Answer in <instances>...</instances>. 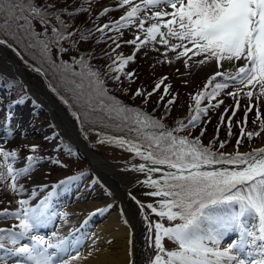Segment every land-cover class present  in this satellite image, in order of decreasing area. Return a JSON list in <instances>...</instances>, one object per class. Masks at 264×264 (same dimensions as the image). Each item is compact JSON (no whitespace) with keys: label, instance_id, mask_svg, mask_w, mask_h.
I'll list each match as a JSON object with an SVG mask.
<instances>
[{"label":"snow or ice","instance_id":"1","mask_svg":"<svg viewBox=\"0 0 264 264\" xmlns=\"http://www.w3.org/2000/svg\"><path fill=\"white\" fill-rule=\"evenodd\" d=\"M84 3H89V0H84ZM84 3L74 11H89ZM119 6H127L126 14L114 22L103 24L96 31L119 32L130 25L136 26L138 31L144 33L143 39L136 35L124 43L134 46L137 52L149 43H158L174 52L176 60L187 57L183 60L185 67L192 57H197L193 61L197 66L213 64L216 69L208 77L204 90L192 95L195 106L190 105L186 117L178 120L171 130L165 127L160 118L140 108L128 107L109 95L104 79L106 74H111V80L116 83H120L122 77L132 82L135 76L134 72L125 71V68L134 62L136 52L126 57L123 54L113 56L116 49L121 47L115 37H107L115 44L111 53L104 54L111 60L107 73L88 63L87 57L74 61L80 66L79 72L72 71L63 61L56 64L52 59L53 48L60 53L66 52L61 41H70L73 36L72 32L67 31L69 25L61 18L62 15L74 14L67 8L53 10L55 5L49 0H42L41 3H37V0H0V30L14 27L17 33L25 32L33 41L30 47L37 48L43 60L70 72L72 77H79V81L72 79L69 83L78 93L77 102L84 100L86 112L96 99L109 115L115 113V118L137 133L133 140L114 136L99 142H118L119 146L126 147V150L145 161L133 165V170L148 174L142 184L155 190L146 195L159 198L156 204L142 205V208L151 210L159 217L154 225L151 222L148 225L154 235L147 239L149 246H154L156 255L149 257L147 264H264V147L239 152L238 147L245 136L244 127H241V138L237 139V150L233 153L214 151L213 144L205 146L200 137L176 135L190 132L210 108H218L223 101L215 104L211 101L230 85L240 86L237 92L228 93L233 97L243 88H258L259 95H264V0H139L138 3L119 0ZM110 10L104 7L100 15L104 16ZM35 24H39L42 30L36 31ZM90 36L91 29L87 34L80 32V40L86 41ZM173 40L177 42L173 43ZM101 42H106L104 36H101ZM3 43L5 41L0 39V44ZM218 77L222 78L220 82H217ZM166 80L167 77H163L152 91L138 88L133 95L143 97V102L147 104L153 95L162 90L163 94L156 103H165V107L170 108L176 103V97L172 96L165 102V97L170 94V86L164 85ZM85 82L89 90L87 99L84 95ZM210 85L212 88L208 91ZM253 94L252 90L245 92L250 99ZM105 100L114 102L115 107L111 103L105 104ZM202 100L209 101L208 107H201ZM17 103H23V99ZM239 107L237 100L236 108L232 110L233 116ZM252 107L249 105L245 111V125ZM227 112L228 109H225ZM73 115L81 119L76 112ZM12 119L13 114L9 111L3 123L8 137H12L16 130L10 127ZM256 120L259 121L260 131H248L246 135L249 140L264 132V119H261L258 107ZM220 122H225L223 114ZM227 127L231 136V117L227 120ZM205 131L201 129L200 135L203 136ZM216 132L218 138L219 127ZM225 143L219 141V148L223 149ZM25 147L32 153L39 148L35 144ZM17 157L18 149L9 151L0 144V182H8L7 187L13 194L23 191V185L17 181L28 176L44 159L29 155L26 158L27 166L16 168ZM52 162L60 164L59 160ZM153 173H159L160 178L153 179ZM66 183L67 180L60 181V185ZM56 187L54 185V190L34 206H30L27 199H18L15 211L7 208L0 210V219L18 221L9 228H0V250L3 251L0 264H9L12 258H17L14 264H80L92 255L91 250L87 254L79 251L80 238L75 236L78 228L67 236L54 232L46 238L38 234L39 229L58 216L66 221L69 215L52 208ZM32 195H36L35 190ZM104 211L103 208L96 209L89 215ZM247 217H251L253 222L249 223ZM144 218L147 220L148 216ZM165 219L169 226L160 222ZM82 223L86 224L87 220ZM232 232L238 233V239L221 247L222 240ZM165 238L175 243L177 249L166 250L163 244ZM25 239L30 242L21 243Z\"/></svg>","mask_w":264,"mask_h":264},{"label":"trees","instance_id":"2","mask_svg":"<svg viewBox=\"0 0 264 264\" xmlns=\"http://www.w3.org/2000/svg\"><path fill=\"white\" fill-rule=\"evenodd\" d=\"M110 0H89V3H84V0H49L50 3L55 5V9L67 8L69 12H73L72 16L62 15V19L69 25L67 31L72 32L73 36L70 41H61V45L67 49L66 52L60 53L54 47L52 52V59L55 60L56 64L59 65L62 61L67 63L72 71L79 72L80 66L75 64L74 61L78 60L80 57H87L88 63L93 65L95 68L99 69L102 73H107V65L111 63V60L105 57V53H111L112 49L115 48V44L112 40L107 39V37H115L117 42L121 43V47L116 49L115 54H123L125 57L136 52L134 62H130L125 71H131L135 73L132 82L128 79L122 77L120 83H116L111 80V74H106L104 76L106 87L110 96L115 97L120 103L132 107L140 108L146 113H150L156 118H160L165 127L169 130L174 128L177 121L181 118L186 117L187 114H183L185 105L188 104L187 99H185V85L173 75L171 72L169 74H160L157 76L156 72L150 71L146 67L147 60L144 55L141 54L142 50L147 46H143L140 51H136L134 46L126 45L124 42L134 39L136 35H140L143 39L144 33H133L132 26L121 29L119 32L112 30L106 31L105 33H100L96 31L98 27H102L105 23H111L118 20L127 11L123 7L117 6V1L106 7L111 10L101 16L100 13L103 11L104 6ZM42 0H37V3H41ZM82 3L89 11L76 13L74 10L79 7ZM2 23V21H0ZM54 23V22H53ZM148 25L146 24V27ZM36 31H41V26L35 24ZM88 29L92 30V36H90L86 41L80 40V32L83 31L87 34ZM101 36L105 37L106 42H101ZM0 39L4 40V45L9 49L10 52L15 53L22 65L30 72L41 76L49 91L54 97L63 105L65 109L68 110L70 116L77 122L80 132L84 137L90 142L92 148L103 149V148H124L119 146L118 142L113 143H100V140H110L112 137H124L128 140H133L136 138L137 133L130 130V126L126 123L121 122V120L115 118V113L109 115L107 109L102 107L100 102L93 99L92 105L85 111L84 100L77 102L76 92L74 85L69 83L70 80L75 79L79 81V77H72L70 72H65L62 68L53 67L52 64L43 60L41 58L40 52L37 48L30 47L33 43L31 37L27 36L25 32H16L15 28L0 30ZM36 69H39L37 71ZM163 77H167L164 81V85L169 87V95L165 97V102L171 99L172 96L176 97V103L171 105L170 108L165 107V103L157 105V100L162 93V90L157 94L153 95L149 102L145 104L143 102V97H134V92L136 89L140 88L147 91H152L154 85ZM162 85V88L163 86ZM204 88V84L196 86V89ZM87 82H85L84 95L87 99ZM198 93V92H197ZM196 93L189 92L188 100L190 105H194L195 102L191 99L192 95ZM23 99V103H17V101ZM221 99L223 103L218 108H210L207 115L202 118V121L190 132L176 133V135L189 136L190 138L200 137L201 142L207 146L209 143L213 144L214 151L224 152L226 148L231 144H236L238 138H241V127H243L242 117L249 105H252V111L248 113V125L245 126V136L242 139V143L239 147H243L246 142L250 143V149L257 148L256 144L261 138L260 136H254L252 139H248L246 133L248 131L257 132L259 129V121L256 120L257 107L261 111V119H264V97L257 100H251L248 97L236 95L227 96L224 93V89L220 91V94L216 96L211 103L215 104ZM235 99H239L240 107L237 110L235 116L232 117V131L237 127L238 133L233 136L228 135L227 118L232 112ZM220 100V101H221ZM67 101V103H65ZM30 102V97L26 93L23 83L13 78L7 77L0 73V129L5 130L3 127L4 118L7 116L8 112L11 111L13 114V119L10 122V127L12 128L16 122V116L21 109L26 108V105ZM111 103L115 107V103L112 101L105 100V104ZM17 106V107H16ZM228 109L225 117V122L221 124L220 117L223 110ZM45 112V110L37 105H35V116H39L40 113ZM76 112L81 119H76L73 115ZM256 121V123H253ZM186 122V120H185ZM219 127V133L217 138V128ZM201 129H206L203 136L200 135ZM219 141H226L225 147L223 149L219 148ZM48 142L42 141L38 144V151L34 153L36 156L42 157V154L46 150L50 149ZM54 152V150H53ZM56 154V152H55ZM62 156H67L69 159L74 160L76 164L80 163V157L77 150H72L71 146L66 148ZM60 158V157H59ZM86 171L89 170V166L86 162H81L79 166H76L74 171ZM144 188L148 191H153L155 189H150L143 184ZM153 202H147V204ZM146 204V205H147ZM149 217L151 219H159L155 214L151 213ZM172 250L177 249L175 246H170Z\"/></svg>","mask_w":264,"mask_h":264},{"label":"rangeland","instance_id":"3","mask_svg":"<svg viewBox=\"0 0 264 264\" xmlns=\"http://www.w3.org/2000/svg\"><path fill=\"white\" fill-rule=\"evenodd\" d=\"M113 1V0H112ZM115 2L119 0H114ZM134 2L138 3L139 0H134ZM111 3V2H109ZM132 32L133 33H141V31L137 30V27H132ZM173 43L177 42L175 40L172 41ZM149 46L146 47L145 49L142 50L141 54L145 56L146 60L148 63H146V67L150 69V71L156 72L157 76L160 74H169L170 72L174 75L175 77L181 82V84H184L186 87L185 89V94L187 96L188 92H193L194 89H196V86H199L205 79H207L210 74H212L216 69L213 64H207V65H202V66H197L195 63H193L194 60L198 59L197 57H192V60L189 61V65L185 67L183 60L187 59V57L181 58V60H176L175 59V53L172 52L171 50L166 49L163 45H160L158 43L152 44L149 43ZM154 49H159V51H156ZM165 52L167 53L165 55ZM10 57H12V54H9ZM189 56H191V53H189ZM13 58V57H12ZM171 61V62H169ZM223 70V69H222ZM28 77L30 79V82L34 85L40 84V78L32 73L28 74ZM240 86H229L226 89V94L232 93V92H237V89ZM248 90H252L256 95H259V89H249V88H243L238 92V94L246 96L245 92ZM44 90H42V93ZM229 96V95H228ZM189 96L185 97V99H188ZM188 101V100H187ZM47 113L41 114L40 119L36 118V122H34L33 118L31 117V114L26 110L22 111L19 116L16 118L17 125L19 128L17 129V125L14 129V135L12 137H8L6 132H0V144H3V147L6 149L7 147L14 146L18 143L21 142H34L38 141L40 139H43V136H47L48 132V122L50 116H47ZM28 115L27 122L23 124V116L25 114ZM47 119V120H46ZM40 121V122H39ZM39 122V123H38ZM61 134V133H60ZM264 136V132L262 133ZM56 145V143H54ZM87 145V144H86ZM263 145L262 143H259L258 146ZM92 150H95L100 156L104 158L106 161H127L133 158V152L130 153L128 150H116L112 148H103L101 149H96V148H91ZM124 151V152H122ZM135 156V155H134ZM24 158L22 155H18L17 157V163L14 164V167L19 168V167H24ZM69 164V163H68ZM47 166V162L39 164V166L33 170L28 176L21 177L17 183L23 185V191H21L19 194H13L9 188L7 187L8 182H0L1 185V192H0V197H4L5 200L3 203H5L2 206V210L7 208L10 211H15L16 208L18 207L16 201L18 199H27L30 202L33 201V199L37 198H43L45 195L48 194V192L53 191L51 190V185L52 180H48L47 178H62V180H67L68 183L60 185V182L58 186L55 188V195L52 199V208H55L56 212L61 211V208L67 207V205H60V202L58 199H69V192L71 190H78L79 189V182H91V183H96L97 185H100V181L95 177V176H89L87 175V179H84L80 176H71L69 171L62 170L60 168H55V166H49L51 169L48 171L50 174L48 177H46L47 173L42 172L43 169H45ZM131 171V174H128L129 178L125 179L124 186H126L123 194L126 199H124V202L128 207L131 209V207H135L136 211L135 212H128L125 207V214L128 216L130 221L132 220L139 224L140 221V214L145 215L146 211L144 208H142L140 201H147L149 199H154L155 197H151L149 195H146L148 189L144 188L142 181L146 179V176L148 174L146 173H140L137 171L133 170V167L129 169ZM154 174V173H153ZM66 176H71V177H66ZM124 176V175H123ZM72 177H78L77 179H70ZM94 178V179H93ZM96 178V179H95ZM47 185L46 188H42V186ZM33 190L36 191V195L33 196L32 192ZM94 191L96 193L94 194L97 199V207L96 209H106L108 208L109 211L107 214L113 212L114 210L117 211L118 209L121 208L120 200L116 201V198L114 197L113 193L109 188H104V191H101L99 187H94ZM70 193H74V191H71ZM135 199H133L134 196ZM2 199V198H0ZM94 199V198H92ZM40 200V199H39ZM87 199L84 200H78L77 204L80 203H85L87 202ZM11 202V204H9ZM39 202V201H38ZM139 202V203H138ZM95 209V210H96ZM78 210V209H76ZM105 214H100V218L98 220H95V224L98 222L105 221L107 216H104ZM94 219V217H93ZM159 219H155L151 221L145 220L147 223V227L144 226L141 229V235L144 234L146 236V239L143 243V246L141 247L140 251L138 252V262L136 264H147V261L149 257H154L156 254V250L154 246L150 247L149 242L147 237L150 235H154V232L149 231V223L151 222L153 225L155 222H157ZM166 225L169 224V222L165 219L163 221H160ZM18 221L15 219H0V227L1 226H12L14 224H17ZM50 223H53L50 222ZM73 222L72 224H74ZM133 223V222H132ZM49 232V231H48ZM48 232H46L47 235H43L46 238L48 237ZM40 235V234H39ZM42 235V234H41ZM166 238L164 239L163 243L166 242ZM21 243H29L27 239H25L24 242L21 241ZM0 255H3V253H0Z\"/></svg>","mask_w":264,"mask_h":264},{"label":"bare ground","instance_id":"4","mask_svg":"<svg viewBox=\"0 0 264 264\" xmlns=\"http://www.w3.org/2000/svg\"><path fill=\"white\" fill-rule=\"evenodd\" d=\"M5 55V53H2L3 57ZM1 61L3 60L0 57V62ZM18 66L19 63L14 59L12 63L6 62L3 70L9 69V72L13 73L15 76H24L22 70ZM31 88L35 100L42 102L46 99V95L42 93L39 84H31ZM51 102L54 103L53 100ZM51 102L47 104V107L51 110L55 122L67 136L83 145L80 137L76 134L74 125L66 118L63 111L55 103L52 104ZM53 105H56L57 109H54ZM28 115L27 113L22 117L23 124L27 122ZM85 151L89 155L95 170L104 174V185L98 186L97 184L92 185L89 182L80 181L79 189L75 191L71 190L74 191V193H70L71 191L69 192V199H58L61 201L60 205H67L66 208L63 207L61 211H58V213L67 212L69 214L66 221L58 216L53 221L55 228H53L54 226L52 224L50 228H48L47 225L38 231L48 230L49 237H51L54 232L58 233L60 236H67L70 232L78 228L79 231L75 232V236L80 238V244L78 245L79 251L84 254H87L90 250L92 251V255L88 257L86 261L80 262V264H136L138 262V252L143 246L146 236L144 234L141 235L143 225L142 218L140 217L139 224L135 223L133 220L132 223L125 214V207L128 212H135L136 208L131 207L130 209L126 204L125 206L121 205V208L117 211L114 210L109 214L106 213V215H104L107 216L105 221L98 222L97 224H95V220L100 218L101 213L98 215H89L94 212L98 205L97 196L94 195L96 193L94 187H99V189L103 191V186L107 184L114 192L116 201L125 199L123 192L126 186H124L123 181L129 178L128 174H131V171H129L131 167L130 165L122 163L104 161L97 153L89 151L87 148ZM109 182L114 188H112ZM84 199L88 201L77 204L78 200ZM37 203L38 198L36 197L30 202V206H34ZM53 210L56 209L54 208ZM105 211L108 212L107 209H105ZM84 220H87L86 224L82 223ZM73 222L75 223L72 224ZM15 259L17 258H12L9 264H14Z\"/></svg>","mask_w":264,"mask_h":264},{"label":"water","instance_id":"5","mask_svg":"<svg viewBox=\"0 0 264 264\" xmlns=\"http://www.w3.org/2000/svg\"><path fill=\"white\" fill-rule=\"evenodd\" d=\"M2 53H5L6 55L3 57L2 56ZM0 57L3 60V61L0 62V71L3 72V73H5V74H7V75H9V76H11V77H13V78H15V79H18V80L22 81L25 84V86H26V88L28 90L31 89L30 82L28 81V79L26 77L25 69L22 67V65L17 60H16L17 63H19V66L18 67L22 70L24 76H21V75L15 76V75H13V73L9 72L10 71L9 69L3 70L4 65H6V62L12 63L13 60H14L13 58H11L8 55L7 51L5 50V48L3 46H0ZM42 87L44 88V92L50 98V99L46 98L45 99V102L48 103V104H50V102L53 100L54 103L63 111V113L65 114L66 118L69 119L68 113L63 109V107L59 104V102L55 98H53L51 96V94L48 92V90H47V88H46V86H45L44 83L42 84ZM54 103H52V104H54ZM56 105H53L54 109H57ZM72 143H74L79 148V151L82 154V156L89 162V164L93 168V165L91 163V159H90L89 155L86 153L85 150L82 149V147H81V145H79L78 141L74 140ZM92 152H94V151H92ZM130 165H132V164H130Z\"/></svg>","mask_w":264,"mask_h":264}]
</instances>
